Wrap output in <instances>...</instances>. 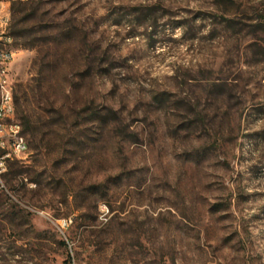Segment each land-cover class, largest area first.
I'll list each match as a JSON object with an SVG mask.
<instances>
[{"label":"rangeland","instance_id":"obj_1","mask_svg":"<svg viewBox=\"0 0 264 264\" xmlns=\"http://www.w3.org/2000/svg\"><path fill=\"white\" fill-rule=\"evenodd\" d=\"M10 11L0 264H264V0Z\"/></svg>","mask_w":264,"mask_h":264},{"label":"built area","instance_id":"obj_2","mask_svg":"<svg viewBox=\"0 0 264 264\" xmlns=\"http://www.w3.org/2000/svg\"><path fill=\"white\" fill-rule=\"evenodd\" d=\"M17 0H0V42L7 43V50L0 51V100H5L6 111L0 115V177L6 169L7 161L12 157H23L27 154L21 142L22 128L12 115L11 94L14 93L11 83V69L16 55L14 37L11 33L10 4ZM27 1V0H21ZM107 209L106 205H102ZM72 219H63L59 229L70 226Z\"/></svg>","mask_w":264,"mask_h":264},{"label":"trees","instance_id":"obj_3","mask_svg":"<svg viewBox=\"0 0 264 264\" xmlns=\"http://www.w3.org/2000/svg\"><path fill=\"white\" fill-rule=\"evenodd\" d=\"M14 99L16 100L17 97L16 95L14 96ZM25 127L26 131H29L32 134L33 139L38 142L40 146L45 144V138L44 136L40 133V127L37 124H34L32 120L29 118L28 121L23 125ZM263 142H264V137H263ZM14 173L11 170H8L5 174L4 177L6 179V182L8 184H11L12 180L14 179ZM63 244L66 246L67 243L63 241ZM71 261L70 255H68V262Z\"/></svg>","mask_w":264,"mask_h":264},{"label":"bare ground","instance_id":"obj_4","mask_svg":"<svg viewBox=\"0 0 264 264\" xmlns=\"http://www.w3.org/2000/svg\"><path fill=\"white\" fill-rule=\"evenodd\" d=\"M2 43H4V47L0 48V51L7 50V43L6 42H2ZM11 103H12V105H14V103H15L13 93L11 94ZM5 111H6V102H5V100H0V115H2V112H5ZM14 111H15V105L12 107V115H14ZM19 128H22L20 123H19ZM21 142H22L24 149H26V151H27L28 150V144H27L26 140L23 138V133L21 135Z\"/></svg>","mask_w":264,"mask_h":264}]
</instances>
